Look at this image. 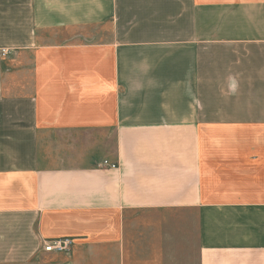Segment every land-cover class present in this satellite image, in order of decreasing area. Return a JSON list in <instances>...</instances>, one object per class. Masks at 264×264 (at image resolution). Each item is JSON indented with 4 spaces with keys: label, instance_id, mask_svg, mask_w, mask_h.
<instances>
[{
    "label": "crops",
    "instance_id": "crops-1",
    "mask_svg": "<svg viewBox=\"0 0 264 264\" xmlns=\"http://www.w3.org/2000/svg\"><path fill=\"white\" fill-rule=\"evenodd\" d=\"M0 264H264V0H0Z\"/></svg>",
    "mask_w": 264,
    "mask_h": 264
},
{
    "label": "built area",
    "instance_id": "built-area-1",
    "mask_svg": "<svg viewBox=\"0 0 264 264\" xmlns=\"http://www.w3.org/2000/svg\"><path fill=\"white\" fill-rule=\"evenodd\" d=\"M103 165L115 168L116 163H109L108 161H103ZM72 239L69 237L55 238L43 241V250L48 252H67L70 250Z\"/></svg>",
    "mask_w": 264,
    "mask_h": 264
},
{
    "label": "rangeland",
    "instance_id": "rangeland-1",
    "mask_svg": "<svg viewBox=\"0 0 264 264\" xmlns=\"http://www.w3.org/2000/svg\"><path fill=\"white\" fill-rule=\"evenodd\" d=\"M88 26H91V25H84L83 27H88ZM96 27L100 29L101 31H107L110 28V22L109 21L101 22L97 24ZM102 33H103L102 36H104V32Z\"/></svg>",
    "mask_w": 264,
    "mask_h": 264
}]
</instances>
